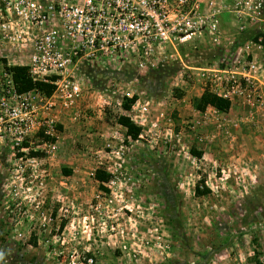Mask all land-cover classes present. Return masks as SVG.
<instances>
[{
  "label": "rangeland",
  "instance_id": "rangeland-1",
  "mask_svg": "<svg viewBox=\"0 0 264 264\" xmlns=\"http://www.w3.org/2000/svg\"><path fill=\"white\" fill-rule=\"evenodd\" d=\"M250 2L219 14L216 40L203 32L156 70L87 71L93 87L64 109L54 149L26 154L31 167L18 154L19 179L0 169V264H251L254 251L264 261V99L203 115L195 98L197 68L264 55V0ZM125 88L145 113L118 108ZM117 114L140 126L137 139ZM95 168L110 173L103 188Z\"/></svg>",
  "mask_w": 264,
  "mask_h": 264
},
{
  "label": "built area",
  "instance_id": "built-area-1",
  "mask_svg": "<svg viewBox=\"0 0 264 264\" xmlns=\"http://www.w3.org/2000/svg\"><path fill=\"white\" fill-rule=\"evenodd\" d=\"M257 6L250 0H0V169L15 168L19 179L18 154L54 149L48 138L56 134L59 115L92 88L87 71L156 70L177 55V46L203 32L216 40L224 9L242 12ZM247 56L197 68L202 90L249 110L262 104L264 75L258 71L264 73V55ZM9 65L25 66L32 79L51 83V93L16 92ZM132 94L125 88L114 103L120 108L121 97ZM136 104L137 115L147 111V100ZM207 109L218 111L207 106L201 113ZM198 121L190 120L189 127ZM25 160L31 167L33 157Z\"/></svg>",
  "mask_w": 264,
  "mask_h": 264
},
{
  "label": "trees",
  "instance_id": "trees-1",
  "mask_svg": "<svg viewBox=\"0 0 264 264\" xmlns=\"http://www.w3.org/2000/svg\"><path fill=\"white\" fill-rule=\"evenodd\" d=\"M7 70L10 73V76L13 81L14 88L16 92L22 93L29 91L33 88L37 89L39 92L43 93L44 95H49L53 89V85L47 81L39 80V79H32L30 77L27 68L22 65H9L7 66ZM91 84L93 87V80H91ZM136 98L135 94H132L131 97L122 96L120 101V108L123 111H128L130 106L134 102ZM228 101L217 97L206 90H203L199 96V99L196 104V108L199 111H202L207 106H211L218 111H226L228 108ZM115 121L118 125L124 128V135L131 139L135 140L138 138L140 134V126L133 123L130 119V116L127 114H119ZM59 126V122L55 126V131ZM56 133V132H55ZM48 138V137H47ZM50 139V138H48ZM193 155H198V152L192 150ZM68 171V170H64ZM110 177V173L99 168H95L93 172V179L98 182V186L103 188V184L108 181ZM194 192L196 194H204L208 192V188L203 187L202 189H198V185L196 184L194 187ZM251 264H264V261L258 257V252L254 251V253L250 256Z\"/></svg>",
  "mask_w": 264,
  "mask_h": 264
},
{
  "label": "crops",
  "instance_id": "crops-1",
  "mask_svg": "<svg viewBox=\"0 0 264 264\" xmlns=\"http://www.w3.org/2000/svg\"><path fill=\"white\" fill-rule=\"evenodd\" d=\"M101 71H104V70H101ZM109 71V70H108ZM116 71V70H115ZM112 73H119V74H125L126 72H125V69L124 70H117L116 72H112ZM132 83V82H131ZM130 83V84H131ZM134 83H136V80H135V82ZM124 85H127V83H123V86ZM134 86V85H133ZM128 87V86H127ZM128 88H131V87H128ZM200 92H198V94H197V96L195 97L197 100L196 101H198V99H199V96H200ZM109 98V97H108ZM137 101V103H140V102H138V100H136ZM136 101L133 103V105L131 106V108L128 110L129 112H130V114H131V117L133 118V117H136L137 116V114L135 115V113H134V110H135V107H136ZM137 108V107H136ZM98 112H104V111H102V110H100V109H98ZM117 113H120V112H117ZM62 115H64V112H62L60 115H59V119L61 118V116ZM128 115V114H127ZM117 116H118V114H117ZM116 116V117H117ZM128 116H130V115H128ZM123 128V127H122ZM26 175V174H25Z\"/></svg>",
  "mask_w": 264,
  "mask_h": 264
}]
</instances>
